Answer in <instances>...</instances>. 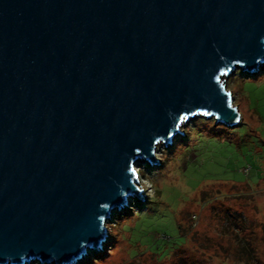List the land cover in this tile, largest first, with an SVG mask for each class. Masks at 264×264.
I'll list each match as a JSON object with an SVG mask.
<instances>
[{"label": "water", "instance_id": "obj_1", "mask_svg": "<svg viewBox=\"0 0 264 264\" xmlns=\"http://www.w3.org/2000/svg\"><path fill=\"white\" fill-rule=\"evenodd\" d=\"M261 65L264 0H0V264L99 251L136 163L182 116L240 125L222 78Z\"/></svg>", "mask_w": 264, "mask_h": 264}, {"label": "rangeland", "instance_id": "obj_2", "mask_svg": "<svg viewBox=\"0 0 264 264\" xmlns=\"http://www.w3.org/2000/svg\"><path fill=\"white\" fill-rule=\"evenodd\" d=\"M222 81L241 126L198 115L159 142V163L135 165L143 199L113 211L87 264H264V65Z\"/></svg>", "mask_w": 264, "mask_h": 264}, {"label": "trees", "instance_id": "obj_3", "mask_svg": "<svg viewBox=\"0 0 264 264\" xmlns=\"http://www.w3.org/2000/svg\"><path fill=\"white\" fill-rule=\"evenodd\" d=\"M207 119V118H206ZM209 121H212V122H215L216 123V120L215 119H210ZM217 124V123H216ZM244 124V123H243ZM217 125H219V128H221V127H223L225 130L226 129H230V128H228V127H225V126H223V125H221V124H217ZM241 125H239L238 127H240ZM235 129V128H234ZM188 136V135H187ZM246 186H248V185H246ZM250 187V186H249ZM141 205H145L144 203H141ZM128 211V210H127ZM129 211H130V209H129ZM113 219H118V217H114ZM115 223V226H117L120 222H117V221H115L114 222ZM178 225H179V229H180V232H182L183 231V224H180V223H178ZM242 247H245V245L244 246H242ZM244 252H246V251H244ZM99 253H101L100 251H89V254L82 260V261H80L78 264H87L86 262V258H88V257H90L89 255H92V254H96V255H99ZM248 256H249V254H248ZM35 263L36 264H41V262L40 261H35ZM54 264H56V263H54Z\"/></svg>", "mask_w": 264, "mask_h": 264}, {"label": "snow or ice", "instance_id": "obj_4", "mask_svg": "<svg viewBox=\"0 0 264 264\" xmlns=\"http://www.w3.org/2000/svg\"><path fill=\"white\" fill-rule=\"evenodd\" d=\"M217 79H219V77H217ZM206 114L211 115V113H206ZM180 119H181V121H186L189 119V117L187 115H185V116L180 117ZM177 127H179V125H177Z\"/></svg>", "mask_w": 264, "mask_h": 264}]
</instances>
